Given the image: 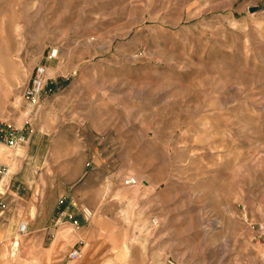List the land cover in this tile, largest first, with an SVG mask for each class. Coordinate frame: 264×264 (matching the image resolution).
Listing matches in <instances>:
<instances>
[{
    "label": "rangeland",
    "instance_id": "1",
    "mask_svg": "<svg viewBox=\"0 0 264 264\" xmlns=\"http://www.w3.org/2000/svg\"><path fill=\"white\" fill-rule=\"evenodd\" d=\"M37 65L57 83L41 104L64 92L69 108H41V146L0 143V164L40 184L46 159L55 173L94 141L105 179L68 185L73 217L115 222L150 264H264V0H0V121L26 137Z\"/></svg>",
    "mask_w": 264,
    "mask_h": 264
},
{
    "label": "crops",
    "instance_id": "2",
    "mask_svg": "<svg viewBox=\"0 0 264 264\" xmlns=\"http://www.w3.org/2000/svg\"><path fill=\"white\" fill-rule=\"evenodd\" d=\"M10 48L11 46L9 50ZM47 79L49 80L48 91L53 84L56 86L57 83L56 77L52 75ZM69 101V95L64 92L49 94L42 98L41 108L45 114L55 110H68ZM36 119L33 125L31 123V131L26 137L28 145L31 144L34 150L38 149L42 143L38 134L41 136L42 130L46 132L52 130L49 124L39 128ZM84 123L88 132L94 134L99 131L98 125L93 119H89L87 114L83 118ZM50 147L58 148L54 142L50 143ZM96 147L93 141L85 143L83 152L71 149L65 152L60 150L54 156V160L62 158L57 167L58 171L55 173L47 171L49 162L46 159L44 183L37 184L40 177L36 179V171H28L22 176L19 171H10V188L3 199V207L0 208V264H150L147 250L141 246L138 258V250L133 248L132 242H126L122 227L119 229V226L111 220L95 219L88 222L79 216L81 227L78 231H73L68 221L55 220L56 202L61 196L66 198V210L75 209L78 212L79 194L69 192L67 187L81 174L87 173L86 170L90 173L85 178L86 183L87 181H104L105 176H102L104 174L94 172L102 161ZM65 154L79 155L75 163L79 172L75 175L69 172V164L63 160ZM109 164L108 162V166ZM34 167L37 169V165ZM53 174L57 177L55 180H53ZM98 186L96 189L100 193L101 187ZM25 191L26 195L29 192L30 194L26 196ZM30 212L31 215H29ZM6 215L9 218H6ZM27 216L29 219L23 221ZM21 222L26 224L25 234L18 232ZM15 241L18 244L14 248L12 243ZM72 248L79 251L76 259L68 258Z\"/></svg>",
    "mask_w": 264,
    "mask_h": 264
},
{
    "label": "built area",
    "instance_id": "3",
    "mask_svg": "<svg viewBox=\"0 0 264 264\" xmlns=\"http://www.w3.org/2000/svg\"><path fill=\"white\" fill-rule=\"evenodd\" d=\"M50 57V56H49ZM51 58V57H50ZM46 67L43 65H37L34 67L32 74L29 78L27 85L22 90L21 101L24 106V119L22 126H28L30 132L31 123L37 118L41 110V94L44 92L46 87ZM26 142V136L22 130L15 128L13 125L7 123L6 121H0V143L3 144L10 150L17 149L20 145ZM11 184V173L6 166L0 164V208L3 207V199L10 188ZM122 185L125 187L133 188L138 185V180L134 176H127L123 178ZM64 196L58 198L56 202V217L55 220L68 221L71 225L73 231H78L81 224L78 219L73 217L68 210L65 208ZM75 206V205H74ZM79 213L84 221H88L92 212L87 207H80ZM258 236L264 237V223L258 225ZM18 232L20 234H25L27 232V227L24 222H21L18 226ZM255 238V237H254ZM264 241V238H263ZM79 256V251L76 248H72L68 253L69 259H76ZM264 260V257H263ZM169 264H176L175 262H169Z\"/></svg>",
    "mask_w": 264,
    "mask_h": 264
},
{
    "label": "bare ground",
    "instance_id": "4",
    "mask_svg": "<svg viewBox=\"0 0 264 264\" xmlns=\"http://www.w3.org/2000/svg\"><path fill=\"white\" fill-rule=\"evenodd\" d=\"M154 224H156V223H154ZM13 244V246H14V248L17 246V242L15 241L14 243H12Z\"/></svg>",
    "mask_w": 264,
    "mask_h": 264
}]
</instances>
